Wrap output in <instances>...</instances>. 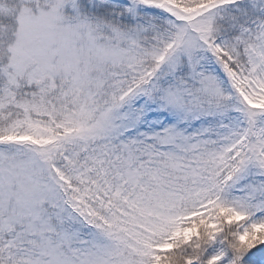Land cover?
<instances>
[{
    "label": "snow or ice",
    "instance_id": "snow-or-ice-1",
    "mask_svg": "<svg viewBox=\"0 0 264 264\" xmlns=\"http://www.w3.org/2000/svg\"><path fill=\"white\" fill-rule=\"evenodd\" d=\"M0 264H264V0H0Z\"/></svg>",
    "mask_w": 264,
    "mask_h": 264
}]
</instances>
